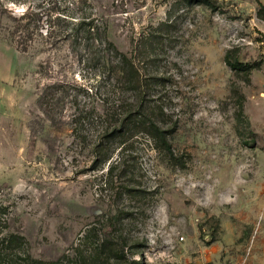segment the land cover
<instances>
[{"label":"rangeland","instance_id":"374dc122","mask_svg":"<svg viewBox=\"0 0 264 264\" xmlns=\"http://www.w3.org/2000/svg\"><path fill=\"white\" fill-rule=\"evenodd\" d=\"M8 2L0 0V237L23 236L26 252L46 264H76L78 249L91 264H264V0H13L26 12L67 16L52 36L47 23L24 32L26 12L13 15ZM86 16L107 23L125 53L171 24L148 69L162 77L148 104L162 107L182 164L139 133L123 152L112 149L127 173L105 186L95 127L86 125L81 141L71 123L102 111L120 89L103 66L104 45L74 30ZM228 52L256 69L232 70ZM54 84L59 91L46 92ZM123 98L138 105L140 94ZM107 240L126 258L101 247Z\"/></svg>","mask_w":264,"mask_h":264},{"label":"trees","instance_id":"16d2710c","mask_svg":"<svg viewBox=\"0 0 264 264\" xmlns=\"http://www.w3.org/2000/svg\"><path fill=\"white\" fill-rule=\"evenodd\" d=\"M189 3L213 7L211 0H187ZM64 14H57L50 11L48 14L42 11H29L22 16L25 24L22 26L24 32L31 30H40L42 25L47 23L46 33L48 36L56 34L57 29L68 27V17ZM258 17L264 21V5H260ZM76 33L83 32L86 38L100 43L103 46V66L116 77L120 89L113 92V96L104 101L102 111L93 109L92 111H82L81 115H73L71 123L73 132L81 141H86V125H93L97 132V139L92 144L95 167H104L108 164L105 177V186L114 181L115 175L122 174L126 176V170H121L122 159L112 161V149L117 146L121 152L127 149L130 139L139 133L149 137L154 145L155 151L166 153L172 161L182 164L183 162L173 154L171 143L168 138V132L162 126V107L150 106L148 98L150 90L159 86L162 77L149 72V67L154 64L160 56V48L164 45L170 34L171 24L161 22L157 28L147 33H143L141 41L132 46L130 53L120 51L112 44L106 36L107 23L97 22L95 17H83L74 24ZM134 42L133 39L131 40ZM113 48H112V47ZM225 61L232 70L239 74L250 75L256 66L253 64L242 63L236 58L231 57L228 52ZM59 91V85H52L46 88L47 91ZM137 91L140 94L138 105L129 100H124L123 96L128 91ZM150 102V101H149ZM51 107V106H50ZM97 114V115H95ZM55 124L57 121L53 118ZM91 145V144H90ZM123 154V153H122ZM123 158V157H122ZM125 192L133 197H139L144 191L125 187ZM0 206V214L3 212ZM112 228H116L118 218L112 214L107 216ZM85 239V238H84ZM101 247H108L113 258L125 259L124 248L113 240H107L101 244ZM23 255V256H22ZM96 259V258H95ZM76 264H91V258H84L80 249L77 253ZM0 264H46L41 260L33 258L25 250V239L19 234L10 233L0 237ZM131 264H136L132 262Z\"/></svg>","mask_w":264,"mask_h":264},{"label":"clouds","instance_id":"9594fccd","mask_svg":"<svg viewBox=\"0 0 264 264\" xmlns=\"http://www.w3.org/2000/svg\"><path fill=\"white\" fill-rule=\"evenodd\" d=\"M5 7L9 9L13 15H23L28 9L27 4L21 3L18 5L13 2V0H9V2L5 4Z\"/></svg>","mask_w":264,"mask_h":264}]
</instances>
